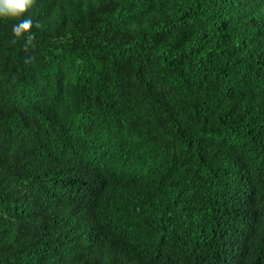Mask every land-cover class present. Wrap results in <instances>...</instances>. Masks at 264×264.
Returning <instances> with one entry per match:
<instances>
[{
  "label": "trees",
  "instance_id": "1",
  "mask_svg": "<svg viewBox=\"0 0 264 264\" xmlns=\"http://www.w3.org/2000/svg\"><path fill=\"white\" fill-rule=\"evenodd\" d=\"M22 18L27 49L0 20V264H264V0Z\"/></svg>",
  "mask_w": 264,
  "mask_h": 264
},
{
  "label": "clouds",
  "instance_id": "2",
  "mask_svg": "<svg viewBox=\"0 0 264 264\" xmlns=\"http://www.w3.org/2000/svg\"><path fill=\"white\" fill-rule=\"evenodd\" d=\"M36 0H0V20H18V23L12 25V35L14 39L12 43L15 44L18 39L24 38L25 49L30 46L35 39L31 29L33 21L25 17L31 8L34 7ZM36 27H40L39 23ZM32 58H28L31 60ZM26 60V62H28Z\"/></svg>",
  "mask_w": 264,
  "mask_h": 264
}]
</instances>
